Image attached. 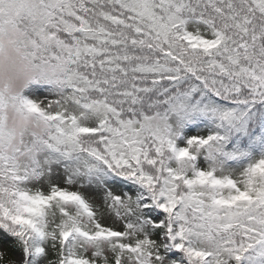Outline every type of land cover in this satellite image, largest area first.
Listing matches in <instances>:
<instances>
[{
  "label": "snow or ice",
  "instance_id": "1",
  "mask_svg": "<svg viewBox=\"0 0 264 264\" xmlns=\"http://www.w3.org/2000/svg\"><path fill=\"white\" fill-rule=\"evenodd\" d=\"M0 264H264V0H0Z\"/></svg>",
  "mask_w": 264,
  "mask_h": 264
}]
</instances>
